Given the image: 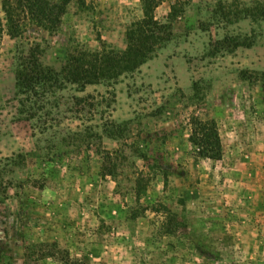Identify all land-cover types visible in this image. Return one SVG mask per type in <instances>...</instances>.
Listing matches in <instances>:
<instances>
[{"label":"rangeland","instance_id":"rangeland-1","mask_svg":"<svg viewBox=\"0 0 264 264\" xmlns=\"http://www.w3.org/2000/svg\"><path fill=\"white\" fill-rule=\"evenodd\" d=\"M257 1L159 0L142 63L66 81L30 114L20 54L59 71L79 49L123 50L142 3L72 1L58 30L22 14L11 36L0 0V264H264ZM194 120L215 121L221 160L199 156Z\"/></svg>","mask_w":264,"mask_h":264},{"label":"trees","instance_id":"trees-1","mask_svg":"<svg viewBox=\"0 0 264 264\" xmlns=\"http://www.w3.org/2000/svg\"><path fill=\"white\" fill-rule=\"evenodd\" d=\"M72 1H75L78 9L87 6L86 0H2L10 35L16 36L13 28L19 24L17 18L22 14L30 16L47 30H58ZM158 1L141 0L143 18L128 29L127 47L123 50L106 49L105 46L98 51L79 49L67 54L68 62L59 71L43 66L34 53L27 56L20 54L15 70V93L20 110L30 114L44 112L46 94L64 89L66 81L74 82L84 89L87 84L97 82L100 78L112 76L118 71H130L142 63L164 30V25L154 20L152 15V9ZM255 10L264 14V0L256 2ZM193 124L189 140L198 149L199 156L221 160L223 146L215 121L194 120ZM65 256L64 264L76 263L67 252Z\"/></svg>","mask_w":264,"mask_h":264}]
</instances>
